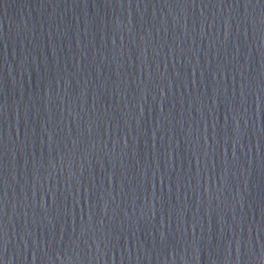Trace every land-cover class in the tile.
Masks as SVG:
<instances>
[{
	"label": "water",
	"instance_id": "water-1",
	"mask_svg": "<svg viewBox=\"0 0 264 264\" xmlns=\"http://www.w3.org/2000/svg\"><path fill=\"white\" fill-rule=\"evenodd\" d=\"M0 264H264V0H0Z\"/></svg>",
	"mask_w": 264,
	"mask_h": 264
}]
</instances>
